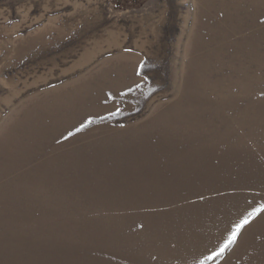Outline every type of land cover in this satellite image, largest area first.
Wrapping results in <instances>:
<instances>
[{"label": "rangeland", "instance_id": "rangeland-1", "mask_svg": "<svg viewBox=\"0 0 264 264\" xmlns=\"http://www.w3.org/2000/svg\"><path fill=\"white\" fill-rule=\"evenodd\" d=\"M190 108L219 133L182 167L122 148ZM1 138L2 167L56 178L0 179V264H264V0H0Z\"/></svg>", "mask_w": 264, "mask_h": 264}, {"label": "bare ground", "instance_id": "bare-ground-1", "mask_svg": "<svg viewBox=\"0 0 264 264\" xmlns=\"http://www.w3.org/2000/svg\"><path fill=\"white\" fill-rule=\"evenodd\" d=\"M225 92H226L225 90H221L220 94L224 96ZM222 95L220 97H222ZM244 99H245V96H242L240 97L239 101L244 103ZM208 104L206 106H203L202 103L200 104L197 103V111H198L199 116L205 115L206 110L210 107V105ZM222 106H230V107L226 108L225 110L223 109V107L220 106V109H218V112L221 114L236 112L238 111L240 107H242V109L251 108L255 110V107L253 105H249L246 103H244L243 105H240L238 108L233 107V106H238V105L226 104ZM194 113H195V109L190 108L187 112H185L182 115L181 118H176L172 125H167L162 120H159L158 128L155 134H152L149 130L143 131L144 135L131 137L130 139L134 141L132 143H130L131 141L129 143L127 142L125 147H122V148H128L132 150L133 151L132 157L134 159L156 160V162L157 161H169L173 167H182L184 164L183 157L187 155V152L184 149L182 142L189 143L192 146L196 147L201 140L205 139L208 136L210 137V140H213V141L216 140V137L213 135H216L219 133L217 121L215 119H211L208 122H204L201 119H199V117L198 119H195ZM14 123L16 122L14 121ZM155 135H158V137H155ZM3 138H6V137H3ZM3 138H1L0 141H2ZM7 138L9 139V137ZM10 140L12 139L10 138ZM149 140H152V142H149ZM15 142L13 141V143ZM30 144L31 143H29L28 147L26 145H23L20 149L17 148L18 149L17 152L18 153L23 152L24 150H30L31 148L35 147ZM34 144H38V142L36 141L34 142ZM7 146L8 145H6L5 147ZM7 149L8 150L5 151L4 154L1 153L2 156L0 158L13 156V153L9 149V147H7ZM57 154H61L63 159H65L67 162H71L72 164L76 165L77 168H81L82 166L89 164V162L102 165L113 159L109 152L98 153L95 155H87L86 159L80 158L81 156H79V154L73 155V156L65 155L62 153H57ZM113 156L116 159H118L117 153H114ZM26 166H27V163H20L15 159H11L10 162L4 167L0 165V179L2 180L3 193L4 191L10 189V195H13V196L23 195L24 192L21 189H19L17 186L26 185L28 180H35L37 182V185L32 190V193L34 195L39 194L42 191V189L43 190L46 189L47 192H51L53 181L56 178L55 174H51L52 171L48 169L47 175H46V184L45 186L40 187L38 185V180H37L38 172L34 170L25 171ZM159 183L160 182L158 181V171H149V170L141 171L139 175V182L134 185L133 191L135 194H137L139 188H144L146 189L148 193H154ZM3 193L0 191V203L4 202L7 198V196L4 195ZM173 197L179 198L180 200H182V202L184 201L182 198H180V196L177 193H172L171 196H169L168 198L171 199ZM69 206L71 207V205ZM0 213H1V209H0ZM74 214L76 216H80L83 214V211L82 209H78L74 211ZM168 254L171 257H173L172 254L170 253ZM154 256H156V259L158 260V264L163 261L161 257L157 255H154ZM171 260L172 259L170 258H164V261L171 262ZM162 264L164 263L162 262Z\"/></svg>", "mask_w": 264, "mask_h": 264}]
</instances>
